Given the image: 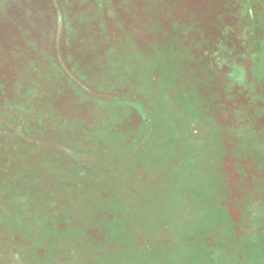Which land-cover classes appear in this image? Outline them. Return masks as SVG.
I'll list each match as a JSON object with an SVG mask.
<instances>
[{"label": "rangeland", "instance_id": "374dc122", "mask_svg": "<svg viewBox=\"0 0 264 264\" xmlns=\"http://www.w3.org/2000/svg\"><path fill=\"white\" fill-rule=\"evenodd\" d=\"M18 5L50 57L0 70V111L23 117H0L2 177L57 199L37 217L51 238L12 230L1 264H264V0H0V31ZM5 182L0 212L23 214ZM63 202L82 208L68 237Z\"/></svg>", "mask_w": 264, "mask_h": 264}, {"label": "trees", "instance_id": "16d2710c", "mask_svg": "<svg viewBox=\"0 0 264 264\" xmlns=\"http://www.w3.org/2000/svg\"><path fill=\"white\" fill-rule=\"evenodd\" d=\"M176 100H177L176 104H179L180 108L177 107V105H176L175 108L172 106L171 107L172 111L178 110V108H179L180 111H184V112L188 111V107H187V105L184 102L182 97H177ZM184 112H181L182 114L178 113L179 118L181 116L182 117L184 116V114H185ZM164 113L165 114H169L170 113L169 103H168V106L165 107ZM0 117H4V118L6 117V118H8L10 120H14L15 119V120H18V121H21L22 118H23V117H20L18 115L16 116L14 113H12V111H8V110L0 111ZM157 118H159V117L157 116ZM166 119L168 121H170V123H173V124H176L178 122L175 113L170 115ZM185 122L187 123V125H189V127H191L193 125V123L187 122L186 120H185ZM149 123H150L149 119H148V121L147 120L145 121V124H146L147 127H148ZM159 124H162V126L164 127L165 122L163 121V119H160V123L158 122V124L155 125V127H153V128H155L157 130ZM176 125L179 127V129H181V131L187 129L186 126H182L179 123L176 124ZM163 129L164 128L160 129V132L163 131ZM149 139L150 138H148V140ZM173 148L176 149V147H173ZM179 148L181 149V147L178 146V148H177L178 149V151H177L178 153H180V151H179L180 149ZM182 150L183 149H181V151ZM177 157H178V154H177ZM129 166H130V162L124 163V164H122L120 169L122 171H125V169H128ZM20 169H21L20 171L26 176H27V174H29L28 171H32L31 167L29 165H25V164H23V166H20ZM182 172H183V174H181V175H183L185 178L188 177L187 179H189L190 176H191L190 173L192 171L185 170V171H182ZM4 173H5V171L3 169V166H0V180L4 179L5 181H7V182H5V184L7 185L6 186L7 189H9L11 191H14V192L20 191L23 194V196L21 194L20 195L21 198L18 199V200H21V201L16 202L17 203L16 204L17 208L20 211H23V214L19 213V212H15L13 214L6 215V214H3L2 212H0V249L3 248L2 245H5V247H8V246L11 247V246H14V245L17 244L15 239H13V237H12V230H14V233L16 235L20 234V235H23L24 237L26 236V239H28V240H30L32 242H37L40 238H43V237L46 238L48 236V232L49 231L47 230L45 225L41 226L39 224V220H37V217L39 215H41V212L43 211L44 203L47 204V205H50L49 201L51 203V201L53 200L52 198H54V201H55V198H56L55 194H54L55 190L48 188V189L44 190L42 193L38 194V192H37L38 187L36 185L37 183L34 182V180H30V179H25L24 181H21L19 179L15 180L14 178L10 177V175L7 176L6 174H5V177H2V175ZM51 184H53V182L50 181L47 184V186H45V188L49 187V185H51ZM14 187H16V188H14ZM65 187H66V185H65ZM70 191H72L74 193L76 200L80 203V200L82 199V197H79V195L76 193L74 187H72V189L70 188ZM18 197H19V195L17 196V198ZM30 199L36 201V205H35L36 209L35 210H33L34 207H32L30 204H27V201L30 200ZM62 204H63L64 207L66 206L65 202H63ZM78 209L81 210L82 208L81 207L80 208L74 207V205L72 203H71L70 206H67V207L63 208V210H69L68 211L69 214L67 215L68 217L66 216V218H70V216H71L70 219H68L67 221H65L63 223V226L64 225L66 226L65 228H63V227L60 228L59 227L60 228L59 230L62 233L65 234V237H68V236L72 235V233L75 231L73 229H75V227L78 226V221L72 215L73 210L75 211V210H78ZM84 210L88 211V209H84ZM123 220L124 219H121V218H118V217L110 219L109 222H108V227H110L113 230L112 231L113 233L120 232V231H116V230H119V228H120L119 223H120V221H123ZM71 223H72L73 226H71ZM106 225H107V223H106ZM68 226L69 227L71 226L72 228H69ZM57 233H59V232L54 227V234H57ZM48 238H51V237L48 236ZM106 241H109V240H106ZM116 251H118V250H116ZM11 255L16 257L18 260H21L20 254L18 252H16V250L14 248H11ZM107 260H109V263H111V264L113 262L116 264V263L122 262L123 261V257H121V259L118 262L115 259H112L110 257ZM1 263H4V261H3L1 255H0V264Z\"/></svg>", "mask_w": 264, "mask_h": 264}, {"label": "crops", "instance_id": "0c3cea01", "mask_svg": "<svg viewBox=\"0 0 264 264\" xmlns=\"http://www.w3.org/2000/svg\"><path fill=\"white\" fill-rule=\"evenodd\" d=\"M38 7V12H45L44 6H42L43 8L40 6ZM8 11V15H4L5 18L3 22H8L9 26L6 27L2 25L1 28L5 30L0 31V70L22 68L13 66V64L16 63L32 64L43 62L44 59L49 60L50 51L47 49L44 51L42 48L44 45L42 41L44 37H47L49 40L52 28L50 26L48 28L38 26L36 20L39 21V19L35 17L36 11L32 9L29 10L28 7L22 8L21 5H18L17 8L14 9L11 6ZM37 14L40 15V13ZM15 15H18L21 20L29 22L31 30L28 32L21 29L13 31L12 28L16 26L15 24L19 21L15 18ZM54 36H56L55 33ZM48 44L47 41L46 46H48ZM25 68L37 69L39 67L29 65Z\"/></svg>", "mask_w": 264, "mask_h": 264}]
</instances>
